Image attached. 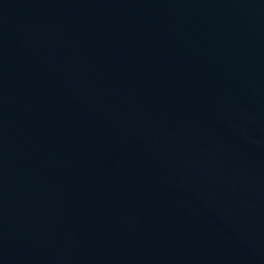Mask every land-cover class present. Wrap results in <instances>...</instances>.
<instances>
[{
    "label": "water",
    "instance_id": "water-1",
    "mask_svg": "<svg viewBox=\"0 0 264 264\" xmlns=\"http://www.w3.org/2000/svg\"><path fill=\"white\" fill-rule=\"evenodd\" d=\"M0 264H264V0H0Z\"/></svg>",
    "mask_w": 264,
    "mask_h": 264
}]
</instances>
